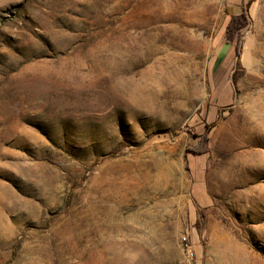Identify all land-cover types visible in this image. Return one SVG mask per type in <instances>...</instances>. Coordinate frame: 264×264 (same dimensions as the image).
Returning a JSON list of instances; mask_svg holds the SVG:
<instances>
[{
  "label": "rangeland",
  "instance_id": "374dc122",
  "mask_svg": "<svg viewBox=\"0 0 264 264\" xmlns=\"http://www.w3.org/2000/svg\"><path fill=\"white\" fill-rule=\"evenodd\" d=\"M249 2L0 0V264H264Z\"/></svg>",
  "mask_w": 264,
  "mask_h": 264
},
{
  "label": "trees",
  "instance_id": "16d2710c",
  "mask_svg": "<svg viewBox=\"0 0 264 264\" xmlns=\"http://www.w3.org/2000/svg\"><path fill=\"white\" fill-rule=\"evenodd\" d=\"M249 21L248 9H243L239 13H233L226 25V42L234 46L236 56L241 55L243 46L242 29L249 24Z\"/></svg>",
  "mask_w": 264,
  "mask_h": 264
},
{
  "label": "built area",
  "instance_id": "2783aa9c",
  "mask_svg": "<svg viewBox=\"0 0 264 264\" xmlns=\"http://www.w3.org/2000/svg\"><path fill=\"white\" fill-rule=\"evenodd\" d=\"M181 244L184 250H186L189 255H193L192 249H191V245H190V240L188 239L187 236H183L181 238Z\"/></svg>",
  "mask_w": 264,
  "mask_h": 264
}]
</instances>
